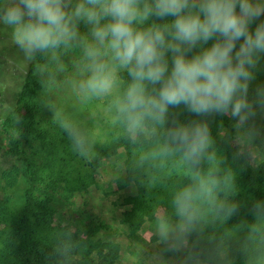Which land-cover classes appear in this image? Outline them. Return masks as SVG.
<instances>
[{"label":"trees","instance_id":"16d2710c","mask_svg":"<svg viewBox=\"0 0 264 264\" xmlns=\"http://www.w3.org/2000/svg\"><path fill=\"white\" fill-rule=\"evenodd\" d=\"M261 20L264 15L253 22V30ZM80 27L82 33L88 31L83 24ZM86 76L79 48L61 51L58 60L36 53L13 102L0 107V135L6 138L7 153L20 164L2 171L0 179L6 187H14L19 179L26 185L16 208L8 198L0 200V264H117L119 245L114 239L122 233L137 241L145 223L165 228L178 224L174 195L194 182L195 171L215 176L222 188L225 177H231L229 188L219 191L218 199L234 204L236 210L231 215L204 212L186 237L190 260L264 264V210H254L256 204L264 209V113L257 111L252 136L248 126L236 127L230 114L197 116L183 105L169 109L165 126L146 124L134 137L117 117L106 140L90 146L81 117L68 112V106L90 99L78 87ZM128 80L121 72L117 97ZM259 84H264V57L250 85V97ZM195 120L207 121L214 141L209 152L215 153V160L205 158L193 169L179 155H150L164 142L167 127ZM62 123L84 138L86 155L75 149ZM240 141L250 149L242 150ZM118 151L124 172L121 185L133 188L125 199L130 209L122 214L124 229L107 222L88 197L94 184L89 169ZM158 209L160 218L155 215ZM56 217L66 222L54 223Z\"/></svg>","mask_w":264,"mask_h":264},{"label":"clouds","instance_id":"9594fccd","mask_svg":"<svg viewBox=\"0 0 264 264\" xmlns=\"http://www.w3.org/2000/svg\"><path fill=\"white\" fill-rule=\"evenodd\" d=\"M262 15L264 0H0V24L12 28L29 59L41 53L58 60L61 51L82 50L87 76L78 87L86 97L110 95L127 73L113 106L133 137L146 124L165 126L169 109L181 105L197 116L230 114L236 127L255 135L264 84L251 97L249 90L264 57V20L254 30L251 25ZM61 126L86 155L84 138L70 124ZM213 143L207 121L177 123L150 155H179L195 169L205 158L216 159ZM230 180L225 177L222 188L215 176L195 171L194 182L174 195L177 243H187L205 211L235 212L234 204L218 199ZM254 210L264 209L256 204ZM168 231L161 227L162 235Z\"/></svg>","mask_w":264,"mask_h":264},{"label":"rangeland","instance_id":"374dc122","mask_svg":"<svg viewBox=\"0 0 264 264\" xmlns=\"http://www.w3.org/2000/svg\"><path fill=\"white\" fill-rule=\"evenodd\" d=\"M30 60L15 43L13 30L0 24V102L1 108L13 102L20 91ZM117 87L112 93L100 98L83 100L78 106H68V112L75 118L81 117L85 130L90 134L89 145L104 142L116 126L117 114L113 101L117 98ZM0 108V109H1ZM242 150H248L246 143L239 142ZM6 138L0 135V173L19 162L7 153ZM121 151L116 156L101 160L91 171L94 184L88 188L89 202L103 218L117 228L124 229L122 214L130 209L125 199L133 194V188L122 186L120 177L124 176ZM254 159V156H253ZM25 183L19 179L14 187H6L0 179V200L8 198L12 208L21 202ZM161 217V210L155 214ZM63 218L56 217L54 223L63 224ZM177 224H171L167 236L162 235L161 226L145 223L138 231L139 240L132 241L123 233L114 239L119 245L117 264H201L190 260L187 243H177L180 235Z\"/></svg>","mask_w":264,"mask_h":264}]
</instances>
